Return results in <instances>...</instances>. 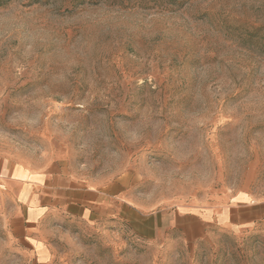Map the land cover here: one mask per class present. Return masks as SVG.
<instances>
[{
  "label": "rangeland",
  "instance_id": "374dc122",
  "mask_svg": "<svg viewBox=\"0 0 264 264\" xmlns=\"http://www.w3.org/2000/svg\"><path fill=\"white\" fill-rule=\"evenodd\" d=\"M5 152L109 183L111 211H0V264H264V221L184 217L264 198V0H0Z\"/></svg>",
  "mask_w": 264,
  "mask_h": 264
},
{
  "label": "crops",
  "instance_id": "0c3cea01",
  "mask_svg": "<svg viewBox=\"0 0 264 264\" xmlns=\"http://www.w3.org/2000/svg\"><path fill=\"white\" fill-rule=\"evenodd\" d=\"M110 188L109 183L95 188L88 181L79 180L69 164L52 155L0 154V211L4 218H15L26 230L41 226L46 233L48 219L57 215L85 218L93 215L96 208L108 216ZM222 211L223 214L209 217L193 211L184 217L199 227L207 226L213 219L239 230L253 227L264 221V198L233 200Z\"/></svg>",
  "mask_w": 264,
  "mask_h": 264
}]
</instances>
